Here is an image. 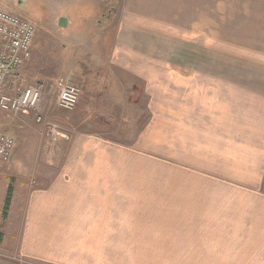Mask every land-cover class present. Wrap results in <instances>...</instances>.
<instances>
[{
	"label": "crops",
	"instance_id": "obj_1",
	"mask_svg": "<svg viewBox=\"0 0 264 264\" xmlns=\"http://www.w3.org/2000/svg\"><path fill=\"white\" fill-rule=\"evenodd\" d=\"M125 1L130 2L128 8L132 2L138 3L133 10L113 11L112 17L106 19L108 30H104L101 42L96 44L97 48L101 44L108 49L105 56H92L90 60L82 57L83 61H79L82 49L86 50L84 55L88 52L89 45L84 46L88 35L68 36L71 50L67 71L76 83L66 78L81 92L76 108L66 113L73 126L68 131L64 129L68 140L50 141L46 126L35 120L41 111L49 112L45 104L46 96L51 95L46 77L38 72L35 50L17 74L24 82H33L32 86L42 83L44 103L38 112L10 115L11 120L0 125L15 140L10 161L0 163V264H264V88L258 89L257 106L245 104L239 98L241 90L235 103L233 97L227 98L232 103L226 107L227 114L221 115V119L227 115L226 120L232 124L236 118L242 120L241 134L243 138L248 136L253 145L244 168L249 171L247 185L262 193L257 206L248 200L226 201L222 206L218 201L205 202L209 207L199 208L219 207L224 211L218 212L219 216H213L211 211L205 212V216L179 215L178 221L165 222L173 223L170 226L161 225L165 233L149 232L150 227L159 224L151 221L159 218L162 208L153 205V198L146 200L144 196L153 188L148 190L143 179L139 182L140 176H145L113 167L116 158L111 154L118 151L120 161L123 151L121 143L110 139L109 142L106 136L111 133L104 130L116 127L114 109H120L122 102L137 107L142 93L146 94L153 82L160 97L174 92L169 80H164V76L171 74L170 59L162 66L146 52L139 53L153 48L159 30L154 26V17L161 12L165 16V8L169 11L170 4L165 5L163 0ZM121 16L123 19L118 20ZM68 25L66 20L65 28ZM197 78L189 77L183 89L185 83L190 85ZM7 81L5 91L19 82L16 78ZM55 105L56 100L52 108L57 109ZM212 110L218 112L217 108ZM219 119L220 116L206 115L205 127L210 120L214 130ZM204 132L202 135H208ZM230 133L236 134L234 130ZM138 143L136 138L133 145L137 151ZM48 144L54 145L51 150ZM108 146L114 149L108 150ZM9 186L12 199L7 218L3 219ZM200 203L191 202L194 206ZM182 205L189 206L190 202ZM124 224L134 232H123ZM192 243L194 248H190Z\"/></svg>",
	"mask_w": 264,
	"mask_h": 264
},
{
	"label": "rangeland",
	"instance_id": "obj_2",
	"mask_svg": "<svg viewBox=\"0 0 264 264\" xmlns=\"http://www.w3.org/2000/svg\"><path fill=\"white\" fill-rule=\"evenodd\" d=\"M129 3L125 0H0V9L35 25L34 59L51 92L45 104L49 112L41 111L44 125H55L64 132L73 128L67 112L52 108L57 96L55 81L62 77L73 79L67 71L71 50L68 36L88 35L84 46L89 45V53L84 55L86 50L82 49L77 57L79 61H83L82 57L90 60L92 56H105L108 49H103L101 44L97 48L96 44L101 42L104 30H108L106 19L112 17L113 11L126 10ZM148 3L153 5V2ZM163 3L170 4V10L165 8V16L162 17L161 12L154 17V26L159 29L153 39L154 46L139 53L146 52L162 66L170 59L171 74L164 76V80H169L174 92L160 97L159 88L153 82L146 94L142 93L137 107L122 102L120 109H114L118 120L116 127L104 129L111 133L106 136L108 140L121 143L123 147L120 161L118 151L111 154L116 158L113 167L145 176L138 177L139 182L143 179L148 190L153 188V192L144 196L146 200L153 198V205L162 208L159 218L151 221L159 224L150 227L149 232L162 230L161 234L166 232L162 224L170 226L181 216H205L209 211L219 216L218 212L224 211L219 207L199 208L209 207L205 202L218 201L222 206L226 201L248 200L257 206L262 193L247 185L249 171L244 168L245 158L249 159V148L253 145L248 136L243 138L241 134L242 120L236 118L232 124L226 120L227 115L226 119H221V115L227 114L226 107L232 103L228 97H233L235 103L242 90L239 98L253 107L258 104V89L264 88V0H163ZM134 4L128 8L130 11ZM60 18L69 22L67 28L58 26ZM120 19L123 17H118ZM194 75L198 76L197 80L190 85L185 83L183 89V83L189 81V77L193 80ZM18 84L34 83L21 79ZM216 88L235 90L234 93L220 92ZM250 88L252 90L247 91ZM43 103L42 99L41 106ZM210 108H217L218 112ZM211 114L220 116L214 130L210 120L205 127L206 115ZM10 115L0 111V125L10 121ZM261 116H264V109ZM231 130L236 134L231 136ZM203 131L208 135H202ZM6 132L0 128V133ZM136 138L139 139L138 151L133 145ZM52 146L48 144L47 148L51 150ZM107 148L114 149V146ZM196 201L201 203L191 204ZM186 202L190 205L185 207L182 203ZM152 212L150 210L149 214ZM165 222L173 223L167 225ZM142 223L140 220L139 225ZM123 228V232H134L127 224ZM190 248H194L193 243Z\"/></svg>",
	"mask_w": 264,
	"mask_h": 264
},
{
	"label": "built area",
	"instance_id": "obj_3",
	"mask_svg": "<svg viewBox=\"0 0 264 264\" xmlns=\"http://www.w3.org/2000/svg\"><path fill=\"white\" fill-rule=\"evenodd\" d=\"M36 35L34 24L10 12L0 9V111L14 116L38 112L42 101V86H21L16 82L5 91L9 78L22 79L17 74L30 61ZM23 80V79H22ZM56 107L63 112H72L81 97L80 89L65 78L55 81ZM39 114V113H38ZM36 122L44 124L41 114ZM46 136L50 141L68 140V135L55 125L46 123ZM15 140L0 133V162L11 159Z\"/></svg>",
	"mask_w": 264,
	"mask_h": 264
},
{
	"label": "trees",
	"instance_id": "obj_4",
	"mask_svg": "<svg viewBox=\"0 0 264 264\" xmlns=\"http://www.w3.org/2000/svg\"><path fill=\"white\" fill-rule=\"evenodd\" d=\"M11 199H12V188L11 186L8 187L7 190V194L3 203V209H2V218L6 219L7 218V214L10 208V204H11Z\"/></svg>",
	"mask_w": 264,
	"mask_h": 264
},
{
	"label": "water",
	"instance_id": "obj_5",
	"mask_svg": "<svg viewBox=\"0 0 264 264\" xmlns=\"http://www.w3.org/2000/svg\"><path fill=\"white\" fill-rule=\"evenodd\" d=\"M58 26L60 28H65L66 27V20L64 18H60L58 21Z\"/></svg>",
	"mask_w": 264,
	"mask_h": 264
}]
</instances>
